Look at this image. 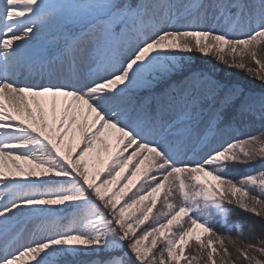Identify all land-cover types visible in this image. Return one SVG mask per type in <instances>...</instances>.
<instances>
[{"label":"snow or ice","instance_id":"6c2138e0","mask_svg":"<svg viewBox=\"0 0 264 264\" xmlns=\"http://www.w3.org/2000/svg\"><path fill=\"white\" fill-rule=\"evenodd\" d=\"M201 261L264 264V0H0V264Z\"/></svg>","mask_w":264,"mask_h":264},{"label":"trees","instance_id":"16d2710c","mask_svg":"<svg viewBox=\"0 0 264 264\" xmlns=\"http://www.w3.org/2000/svg\"><path fill=\"white\" fill-rule=\"evenodd\" d=\"M193 55H194V63L196 66L208 69L212 65H215L219 69V71L215 73L214 78L227 77L232 82L239 83L246 90L250 89L256 93H259L261 91L260 81L253 79L245 71L238 70L235 68H226L224 65L217 63L214 59H212V57H205L199 53H196ZM246 129L250 131L252 134H256L260 130L259 121H257L255 124L247 125ZM254 167H259V164L254 165ZM243 168L244 166H239L238 168L233 169L230 175L238 178L239 175H241V173L245 172ZM238 213H239V210L234 211L232 213V218H236ZM245 218H249V217L245 216ZM217 228L219 229V225H217ZM201 264H203V261H201Z\"/></svg>","mask_w":264,"mask_h":264},{"label":"rangeland","instance_id":"374dc122","mask_svg":"<svg viewBox=\"0 0 264 264\" xmlns=\"http://www.w3.org/2000/svg\"><path fill=\"white\" fill-rule=\"evenodd\" d=\"M253 167H254V166H253ZM243 170H245V171H248V169H247V168H245V167L243 168ZM241 174H243V173H241ZM239 176H240V175H239Z\"/></svg>","mask_w":264,"mask_h":264}]
</instances>
